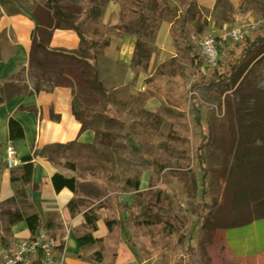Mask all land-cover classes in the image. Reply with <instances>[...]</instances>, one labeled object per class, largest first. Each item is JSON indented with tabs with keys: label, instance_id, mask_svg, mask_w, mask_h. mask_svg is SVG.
I'll use <instances>...</instances> for the list:
<instances>
[{
	"label": "trees",
	"instance_id": "1",
	"mask_svg": "<svg viewBox=\"0 0 264 264\" xmlns=\"http://www.w3.org/2000/svg\"><path fill=\"white\" fill-rule=\"evenodd\" d=\"M113 1L119 3L122 12L126 11L131 14L132 18H135L137 13H139L141 18L139 25L142 29L153 28L154 30L153 32H147V30V35L150 33L155 34L160 21L164 20V16L160 12L154 13L149 9L148 13H146L145 9L149 6L150 2H154V5L160 4L171 13V36L176 50V57L173 62L176 67V74L172 77L164 70H161L160 74L147 81V88L144 92L130 96L126 100L113 99L112 95L109 94L103 83L99 80L97 74L99 51L109 44L111 37L108 30L105 33V38L86 39L82 31L84 23L76 25L73 22L65 27H52L50 15L44 9H40L42 10L41 16L44 17L45 22L39 19L40 16L37 17L38 26L32 39L30 53L31 71L36 73L41 72L38 75L39 81L36 85V91H41L42 83H53L47 91H51L56 87L73 88L75 90L73 113L82 123L81 132L92 130L95 134L94 140L91 143H68L59 146L60 152L71 148L75 144L87 149L94 156L97 164L110 171L108 187L116 197L131 191H139V174L142 172L150 173L152 178L151 187L156 186L158 183L156 179L165 170V167L155 159L150 160L142 152L135 150L131 142L133 140L139 143L145 142L155 147L163 141H172H169L167 137L160 134L156 129L142 125L134 114L138 103H145L151 98H157L161 102L157 115L171 123L174 132L180 134L179 137H176L177 139L174 144L179 145L187 156H191L194 162L199 163L203 172V178L208 183L211 194H213L218 202H224L226 195H229L224 169L232 147L230 145L231 137L227 133L229 123L225 119V115L222 114L225 102L219 92L222 88L228 87L236 78H242L241 84L247 86L255 74L254 67H250V63L240 65L239 68L243 69L244 76L237 77L236 69L238 67H232V71L229 74L205 78L206 74L203 71L204 60L195 52V46L189 41L191 33H199L193 25V20H190L189 14L190 9L196 6L197 0H184V2L182 0H134L133 4L128 7L123 5L122 0ZM184 3V7L180 9ZM85 8L83 3V7L79 12L80 16L87 14ZM55 14L61 19L64 17L58 9L55 10ZM79 15H75V17L79 18ZM156 18L159 21L154 22ZM109 28H117L127 33H132L125 26L121 28L118 26L106 27V29ZM55 29H71L76 31L81 39L80 48L75 51L50 49L49 42L52 31ZM224 41L217 39L218 48L219 44L224 43ZM86 43L88 46L85 48ZM220 50L221 48H219V52ZM259 50H261V53H264V36H256L252 42L246 45L243 54L250 56ZM149 58L150 53L146 50L144 42L138 40L134 58L135 66L141 68L144 59L148 60ZM233 69H235V72ZM195 73L201 75L202 80L193 84L188 91L186 88L190 84L189 78ZM59 77H63L65 82L60 80L55 81ZM86 89H92L101 93L104 99L96 101L85 98L82 99L81 105L80 94ZM202 100L205 102H202ZM3 101L4 98L0 93V104ZM106 104L113 106L117 113L116 118L102 119L99 118L97 113H92L98 111ZM201 107L207 110L210 132L198 147H193L189 138L193 133V126H201L202 124ZM24 137L25 133L22 125L18 121L10 119V141L22 140ZM263 140H261V148H264ZM31 159V156H25L21 159L24 164L12 173L13 182L18 181L23 185L31 183L34 169L30 162ZM246 159L247 155L241 153V151L236 152L235 162L238 167L244 161H247ZM85 164L86 162L71 163L70 161H66L64 168L72 172H78L83 166L89 167V165ZM52 182L58 193L67 188L74 194V197L68 204V208L71 212L75 211L78 208L77 194L80 187L76 176L67 177L56 173L52 178ZM172 201L173 203H167L168 201L162 198L161 190L154 196H148L144 201L134 199L133 206L146 207L149 219L145 222L139 221L137 223L127 221V227L135 232L136 239L147 237L150 234L152 238H158L159 241L163 239L168 240L172 246V258L178 256L180 252L185 255L184 261L180 260L178 264H215L208 253L207 244L212 242L216 231L211 230L210 234L205 228H201L198 232L196 246L190 245L191 221L187 218L183 205L175 197H172ZM168 204L174 211L172 218L159 215V210L165 208ZM85 218L86 224L90 228L89 230L94 231L97 221L95 212L93 210L87 212ZM21 221L26 222L32 237H34L40 223L39 215L34 214L24 217L20 213H15L10 218L9 224L13 225ZM115 223V221L107 222L110 231ZM210 235H212V239L211 237L208 238ZM126 241L133 249L135 248L137 242H133L128 238H126ZM7 242L8 239L1 234L0 230V244L9 248ZM77 242L83 248L98 241L92 237L91 233H86L82 230L79 231ZM157 247L156 251L161 250L159 246ZM101 260V252H96L94 254V261L99 262Z\"/></svg>",
	"mask_w": 264,
	"mask_h": 264
},
{
	"label": "rangeland",
	"instance_id": "2",
	"mask_svg": "<svg viewBox=\"0 0 264 264\" xmlns=\"http://www.w3.org/2000/svg\"><path fill=\"white\" fill-rule=\"evenodd\" d=\"M182 1L184 2V0ZM108 2L114 1L0 0V18L5 14L13 16L25 13L32 14L36 21L38 20L37 17L40 16L39 19L45 22L44 17L41 16L42 10H40L44 9L50 15L52 27H65L73 22L76 25L84 23L82 31L86 39L105 38L107 30L111 36L124 35L127 33L124 30L117 28L106 29V27L118 26L121 28L125 26L127 30L137 36L138 40L144 42L146 50L149 51L152 58V53L155 51L153 45L155 34L150 33L147 35V32H153V28L142 29L139 25L140 14L137 13L135 18H132L131 14L126 11L122 12L120 4L116 2L114 3L118 6L119 10V15L116 18L118 21L105 25L103 23V12ZM122 2L125 7H128L133 4L134 0H122ZM83 3L87 14L80 16L79 12L83 7ZM154 4V2L149 3V6L145 9L146 13H148L149 9L154 13L160 12L164 16V20L170 21L172 18L171 13L160 4ZM184 5L185 3L180 9ZM56 9L64 15L62 19L56 16ZM189 14L190 20H193V25L196 27V31L200 34H211L216 39L221 37L225 40L224 43L219 44L221 50L217 65L206 70L205 78L229 74L232 71V67H238L236 69L237 77L244 76L243 69L239 68L244 63H250V67H254L255 70L253 79L247 86L241 84L242 78H236L228 87L222 88L219 92L225 102L222 114L228 120L229 127L227 133L231 137V153L227 157L224 169L230 196L227 194L224 202L216 200L208 188V183L203 178V172L199 163L194 162L193 158L187 156L179 145L174 144L177 139L176 137H179L180 134L175 133L171 123L159 117L157 111L150 112L146 110V103L142 102L138 103L134 110L137 119L142 125L156 129L160 134L167 137L169 141H172H163L155 147L145 142L139 143L134 140L131 142L135 150H139L150 160L155 159L160 162L165 167V170L156 179L158 183L154 187H151V174L148 172L140 173L139 191H131L126 194L129 199L132 197L139 201H144L148 196H154L161 190L162 198H165L168 201L167 203H173L172 197H175L183 205L187 218L191 221L190 245L196 246L198 232L201 228H205L211 234V230L217 231L218 228L223 226L247 222L259 215H264V148H261V140L264 139V53H261V50H259L250 56L243 54L246 45L252 42L256 36H264V0H217L213 10L202 7L197 0L196 6L190 9ZM75 15H79L80 17L76 18ZM157 20L159 21L156 18L154 22H157ZM241 25L252 27L246 37L239 43L230 41L229 33L231 30ZM9 27L11 28V26ZM9 34L13 37L12 30L0 31V47L5 45ZM87 46L88 44L86 43L85 48ZM195 49V52L200 55L198 49L196 47ZM3 51L0 48V53ZM4 52L9 51L5 49ZM151 58L148 60L144 59L141 65L142 69L146 70ZM173 61L174 58L159 66L156 59L152 64V69L148 72V76L154 78L160 74L161 70H164L172 77L175 76L176 67ZM233 71L235 72V69ZM40 74L41 72L36 73L31 71L29 67V81L34 84L32 90L36 91V85L39 81L38 75ZM189 79L190 84L186 88L188 91L193 84L202 80V76L195 73ZM58 80L65 82L63 77L55 79V81ZM52 85L53 83H42L41 91H47ZM0 89V93L4 99L17 92H25L26 94L32 92L28 88L26 79L19 75L9 76L6 81H2ZM111 95L113 99H120L121 96V100L128 96L126 93ZM85 98L101 101L104 99V96L95 90L86 89L80 94L81 105L82 99ZM202 102L205 101L202 100ZM198 106L200 107V105ZM92 113H97L99 118L102 119L117 117V113L111 104L103 105L98 111ZM201 115V126L194 125L193 133L189 138L193 147H198L210 132L206 108L201 107ZM6 147L7 145L0 147V170H8L5 160ZM239 151L247 155V161H244L238 167L235 162V155ZM41 154L53 160L58 168H63L66 161H70L71 163L86 162L85 165H89L87 168L83 166L78 172H73L74 174L69 171L76 176L80 185L77 194L78 206L87 209L92 204H95L96 208H103L109 205L110 200H114L121 210L128 212V221L137 223L139 221L145 222L149 219L146 207H134L133 202L130 204V207L118 204L117 199L121 195L116 197L108 187L110 171L97 164L94 156L87 149L75 144L62 152H60L59 148H47ZM14 171H17V169L9 172L13 173ZM146 175L149 177L148 187L145 190H141V181ZM15 213H9V215L4 213L0 217L1 226H6ZM159 215L172 218L174 211L168 204L165 208L159 210ZM125 233V238L137 242L134 248L136 253H143L145 257L158 255L161 264H178L180 260L185 258L182 252L172 258V246L168 240L163 239L159 241L158 238H152L150 234L147 237L136 239L135 232L128 227ZM210 237L212 239V235L208 238ZM212 243L213 240L207 244V247ZM157 246L161 250L156 251Z\"/></svg>",
	"mask_w": 264,
	"mask_h": 264
},
{
	"label": "crops",
	"instance_id": "3",
	"mask_svg": "<svg viewBox=\"0 0 264 264\" xmlns=\"http://www.w3.org/2000/svg\"><path fill=\"white\" fill-rule=\"evenodd\" d=\"M216 1L198 0L202 7L211 10L216 6ZM118 15V6L114 2H108L103 12V23L108 25L117 22ZM37 26L38 22L32 14H5L0 18V31L8 29L13 33V37L9 34L5 45L0 47L9 51L0 53V83L6 81L9 76L19 75L26 79L28 88L32 90L34 84L29 81L28 75L32 39ZM137 42V36L132 33L113 35L109 44L98 54L99 80L109 94H128L123 100L146 90L150 78L148 72L156 59L161 66L176 57L170 21L163 20L159 24L153 41L155 51L152 58L150 55L151 60L146 70L137 68L134 64ZM80 46L81 39L76 31H52L50 49L75 51ZM74 95L75 90L69 87L39 92L32 90L29 94L17 92L0 104V146L12 144L20 159L31 156L30 162L34 167L31 183L28 185L13 182L10 170H0V217L4 213L9 215L15 212L24 217L38 214V229L47 228L64 245L66 264H161L158 255L145 257L143 253H136L128 244L125 238L128 212L121 210L114 200H110L109 205L103 208H96V205L92 204L87 209L78 206L71 212L68 204L74 194L67 188L59 193L55 190L52 178L56 173L67 177L74 176V173L71 171V174L70 170L64 167L58 168L53 160L41 152L68 143H91L95 137L92 130L81 132L82 123L73 113ZM145 103V109L150 112H156L161 105L157 98H151ZM10 119L22 125L24 139L10 141ZM148 183L149 177L146 175L141 181V190H145ZM133 200L134 198L129 199L127 194H124L117 202L130 207ZM91 210L97 215L94 231L89 230L85 218V214ZM108 221L116 222L111 231ZM0 230L8 239L9 248H15L19 242L32 237L24 221L13 225L8 223L6 226H1L0 223ZM82 230L91 233L98 242L81 248L77 236ZM207 250L215 264H264V215L247 222L218 228L213 243ZM96 252L102 254V260L99 262L94 261Z\"/></svg>",
	"mask_w": 264,
	"mask_h": 264
},
{
	"label": "built area",
	"instance_id": "4",
	"mask_svg": "<svg viewBox=\"0 0 264 264\" xmlns=\"http://www.w3.org/2000/svg\"><path fill=\"white\" fill-rule=\"evenodd\" d=\"M252 26L241 25L231 30L230 41H242ZM204 60L203 71L217 65L219 61V48L217 39L211 34L191 33L189 37ZM6 167L13 171L21 167L22 161L12 144L5 149ZM66 239H63L65 241ZM0 264H66L64 245L47 228H39L34 237L19 242L15 248H6L0 245Z\"/></svg>",
	"mask_w": 264,
	"mask_h": 264
},
{
	"label": "bare ground",
	"instance_id": "5",
	"mask_svg": "<svg viewBox=\"0 0 264 264\" xmlns=\"http://www.w3.org/2000/svg\"><path fill=\"white\" fill-rule=\"evenodd\" d=\"M65 193H69V192H65Z\"/></svg>",
	"mask_w": 264,
	"mask_h": 264
}]
</instances>
